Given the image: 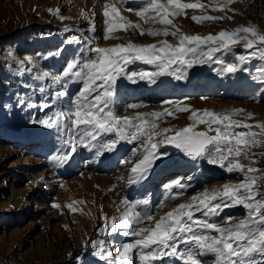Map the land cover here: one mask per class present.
Segmentation results:
<instances>
[{
	"label": "rangeland",
	"instance_id": "rangeland-1",
	"mask_svg": "<svg viewBox=\"0 0 264 264\" xmlns=\"http://www.w3.org/2000/svg\"><path fill=\"white\" fill-rule=\"evenodd\" d=\"M137 2L129 0L127 6L138 8L140 3ZM202 3L209 5L210 0H202ZM56 9L59 15L55 14ZM93 11L94 33L88 31L89 22L82 16V13L91 16ZM187 11V16L174 19L186 34H217L221 30L232 31L250 25L264 33V0H235L224 11L208 7L207 15L225 18L201 24L191 18L193 14H202L201 10ZM121 12L129 21L149 27L134 13L123 9ZM104 20L102 0H0V264H80L78 257L81 256L85 264H105L92 255L94 250L90 246L85 248V241L103 238L110 242L108 246L115 253L116 247L133 239L97 233L103 223L101 217L118 215V206L125 197L148 199L147 208L163 215L205 189L236 184L243 178L242 173H229L206 160L193 161L175 147L166 145L159 150L169 155L156 161L149 178L129 185V170L133 165L123 161L137 158L133 156V149L138 142L127 141L121 142L113 152L103 155L95 152L91 159L84 158L83 153H89L88 149L79 148L63 166L57 167L52 162L51 157L61 148V137L55 130L31 120L42 119L58 107H67L79 91L81 85L71 82L65 96L52 99L56 92L65 91L62 85L54 84L52 78L60 74L67 60L82 54L88 41L99 47H111L126 45L129 41L150 44L161 39L147 34L142 36L138 29L129 28L104 40ZM155 27L163 26L157 24ZM66 28L71 31H65ZM8 38L11 40L5 43ZM167 39L177 43L173 36ZM69 40L73 43L69 44ZM244 43L242 40L232 46L231 53H218L217 56L224 62H232L234 55H247ZM57 49L63 52L56 55ZM220 67L214 62L197 65L188 70L186 79L166 76L158 78L156 84L147 81L133 84L122 78L118 81L114 107L120 115L134 117L136 111L171 108L172 105L165 101H182V106L190 105L200 110L243 109L245 113L236 119L244 120L247 113H252L254 119L247 120L248 123L264 122V83L259 82L257 72L264 68V61L253 58L244 65L248 71L235 74L221 75L217 71ZM142 70L154 69L141 62L128 66L129 72ZM41 71H48L51 76L44 80L34 79ZM41 87L45 89L43 92L39 91ZM139 89L143 92H138ZM20 100L25 103L20 105ZM44 103L51 107L41 108ZM29 104L35 107H28ZM131 104L143 107L134 110L128 107ZM189 116L190 112H176L175 118H164L160 128H182L190 123ZM205 127L200 125L197 130L203 131ZM110 138L113 137L105 139ZM251 152L264 153V145L253 147ZM257 166L264 168V157L258 160ZM177 179L189 187L174 188L173 192L182 191L183 194L177 199L165 200L170 195L166 186ZM53 204L60 207H53ZM69 204L78 211L70 210ZM246 211L242 206L224 208L218 216L211 217V221L223 226L229 217L244 218ZM204 259L211 260V257ZM165 264L180 262L166 258Z\"/></svg>",
	"mask_w": 264,
	"mask_h": 264
},
{
	"label": "snow or ice",
	"instance_id": "snow-or-ice-1",
	"mask_svg": "<svg viewBox=\"0 0 264 264\" xmlns=\"http://www.w3.org/2000/svg\"><path fill=\"white\" fill-rule=\"evenodd\" d=\"M233 2L235 0H210V4L205 5L202 0H140V6L132 8L127 6L129 0H102L106 26L104 40L114 38L113 33L129 28L138 29L142 36L147 34L161 39L150 44L129 41L126 45L111 47H99L88 41L82 54L67 60L60 74L52 78L54 84L65 89L56 92L53 100L65 96L71 82L81 85L77 94L67 107H58L42 119L31 120L46 129L55 130L61 137V148L51 157L57 167L66 164L79 148L94 149L97 155H103L117 150L121 142L127 141L138 142L133 149V156L137 158L123 161L133 165L129 170V185L149 178L156 161L169 155L159 150L166 145L175 147L193 161L206 160L229 173L243 174L239 183L205 189L163 215L147 208L148 199L130 200L125 197L118 206V215L109 217L104 214L101 217L103 223L97 228V233L105 237L124 235L133 239L116 247L115 253L108 246L110 242L103 238L85 241V248L90 246L94 250L92 255L105 264H136L137 261L139 264H165L166 258H174L180 264H264V168L257 166L264 153L251 152L253 147L264 145V122L248 123L247 120L254 119L252 113H247L244 120L236 119L245 113L243 109L200 110L190 105L182 106V101H165L172 107L162 111H136L134 117L120 115L114 107L118 81L122 78L133 84L140 81L156 84L160 77L186 79L188 70L197 65L220 64L217 71L223 75L248 71L244 65L253 58L264 61V33L257 26L221 30L217 34L190 35L174 23L176 17L187 16V10H201L202 14L191 17L197 24L222 20L225 17L207 15V8L224 11ZM121 9L134 13L149 27L143 28L129 21ZM55 14L59 15V9ZM94 15V11L91 16L82 13L89 22L88 31L93 33ZM157 24L163 27H155ZM65 31L71 29L66 28ZM169 36L175 37L177 43H171L167 39ZM242 40L247 55H234L232 62H224L217 56L218 53H231L232 46ZM62 52L63 49H57L55 54ZM136 62L151 65L154 70L129 72L128 66ZM257 72L259 82L264 83V68ZM50 76V72L41 71L33 78L44 80ZM44 90L43 87L39 89L41 92ZM24 103V100L19 101L20 105ZM28 107L35 105L29 104ZM40 107L47 109L51 105L44 103ZM128 107L138 110L143 105L131 104ZM176 112H190V123L182 128L171 126L161 129L160 122L166 117L175 118ZM200 125H205V130H197ZM109 136L113 138L105 139ZM187 187L189 185L177 179L166 186L170 195L165 200L177 199L183 194L182 191L173 192L174 188L183 190ZM52 206L60 207L59 204ZM67 206L73 212L78 211L72 204ZM233 206L245 208V217H229L223 226L211 221V217L218 216L224 208ZM209 256L211 260L204 259ZM78 259L80 264H85L82 256Z\"/></svg>",
	"mask_w": 264,
	"mask_h": 264
},
{
	"label": "bare ground",
	"instance_id": "bare-ground-1",
	"mask_svg": "<svg viewBox=\"0 0 264 264\" xmlns=\"http://www.w3.org/2000/svg\"><path fill=\"white\" fill-rule=\"evenodd\" d=\"M138 1L139 2H137V3H140V0H138ZM138 92H143V90L142 89H139ZM142 96H144V95H142ZM138 97H140V96L138 95ZM81 153H83V152H81ZM83 154H84V158L91 159V157L93 156V154H95V150L94 149L93 150H89V153H83Z\"/></svg>",
	"mask_w": 264,
	"mask_h": 264
},
{
	"label": "trees",
	"instance_id": "trees-1",
	"mask_svg": "<svg viewBox=\"0 0 264 264\" xmlns=\"http://www.w3.org/2000/svg\"><path fill=\"white\" fill-rule=\"evenodd\" d=\"M12 37H13V36H12ZM12 37H11V38H12ZM8 40H11V39H10V38H8V39L6 40V42H5V43H7V42H8ZM14 42H15V41H14Z\"/></svg>",
	"mask_w": 264,
	"mask_h": 264
}]
</instances>
